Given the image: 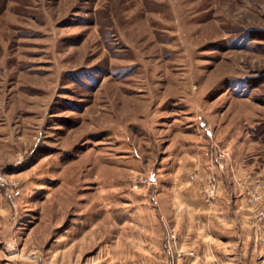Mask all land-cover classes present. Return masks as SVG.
Returning a JSON list of instances; mask_svg holds the SVG:
<instances>
[{
    "label": "rangeland",
    "instance_id": "rangeland-1",
    "mask_svg": "<svg viewBox=\"0 0 264 264\" xmlns=\"http://www.w3.org/2000/svg\"><path fill=\"white\" fill-rule=\"evenodd\" d=\"M183 119L264 139V0H0V264H162L131 181Z\"/></svg>",
    "mask_w": 264,
    "mask_h": 264
},
{
    "label": "crops",
    "instance_id": "crops-1",
    "mask_svg": "<svg viewBox=\"0 0 264 264\" xmlns=\"http://www.w3.org/2000/svg\"><path fill=\"white\" fill-rule=\"evenodd\" d=\"M185 122L168 123L163 135L153 139L152 153H160L161 158H155L153 166L158 189L151 200L155 208L160 207L156 214L160 220L156 224L158 217L153 221L150 216L142 224L145 235L137 238L135 247L160 251L162 264H264V245L249 235L253 204L237 181L248 174L259 175L264 187V162L259 159L264 144L250 130L240 133L239 139L218 134L212 136L215 139L203 137L195 129L186 134ZM217 149L228 150L230 157L222 161L223 168H213L219 187L207 204L202 177ZM191 175H196L194 180ZM166 231H171L173 240ZM184 250H193L195 255L181 253Z\"/></svg>",
    "mask_w": 264,
    "mask_h": 264
},
{
    "label": "built area",
    "instance_id": "built-area-1",
    "mask_svg": "<svg viewBox=\"0 0 264 264\" xmlns=\"http://www.w3.org/2000/svg\"><path fill=\"white\" fill-rule=\"evenodd\" d=\"M230 153L226 149L215 150L214 154L211 155V161L206 165V171L202 177V193L204 201L210 204L216 195L219 187V180L214 172L215 167L223 168V160L228 159ZM196 175H191L190 179L194 180ZM2 181V179H0ZM239 186L244 188V192L247 196L248 201L253 204L252 218L250 220V236L256 244L264 245V206L262 201L264 199V187L262 179L259 175L248 174L241 178H237ZM133 188H139L141 185H150L154 183V175L152 173L137 175L131 181ZM0 186L5 187L2 182ZM8 198L14 199L12 193H7ZM168 238L174 239V235L168 231ZM187 255L193 256V250H186ZM183 253V251L181 252Z\"/></svg>",
    "mask_w": 264,
    "mask_h": 264
},
{
    "label": "trees",
    "instance_id": "trees-1",
    "mask_svg": "<svg viewBox=\"0 0 264 264\" xmlns=\"http://www.w3.org/2000/svg\"><path fill=\"white\" fill-rule=\"evenodd\" d=\"M256 129H258V128L256 127ZM256 129L255 130L254 129L251 130L252 137L253 138L255 137L254 139H258L264 144V139L261 137V135L259 133H258V138L256 136H254L255 134H257V133H255Z\"/></svg>",
    "mask_w": 264,
    "mask_h": 264
},
{
    "label": "bare ground",
    "instance_id": "bare-ground-1",
    "mask_svg": "<svg viewBox=\"0 0 264 264\" xmlns=\"http://www.w3.org/2000/svg\"><path fill=\"white\" fill-rule=\"evenodd\" d=\"M250 208H251V207H250ZM250 208H249V209H250ZM252 209H253V208H252Z\"/></svg>",
    "mask_w": 264,
    "mask_h": 264
}]
</instances>
